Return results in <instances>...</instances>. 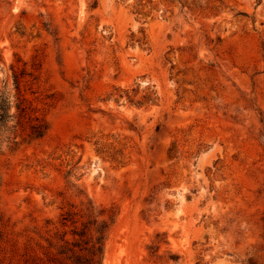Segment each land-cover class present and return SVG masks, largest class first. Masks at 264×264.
I'll list each match as a JSON object with an SVG mask.
<instances>
[{
    "label": "rangeland",
    "instance_id": "obj_1",
    "mask_svg": "<svg viewBox=\"0 0 264 264\" xmlns=\"http://www.w3.org/2000/svg\"><path fill=\"white\" fill-rule=\"evenodd\" d=\"M22 70L49 129L0 136V264L70 263L89 200L103 264H264V0H0L13 95Z\"/></svg>",
    "mask_w": 264,
    "mask_h": 264
},
{
    "label": "trees",
    "instance_id": "obj_2",
    "mask_svg": "<svg viewBox=\"0 0 264 264\" xmlns=\"http://www.w3.org/2000/svg\"><path fill=\"white\" fill-rule=\"evenodd\" d=\"M26 76L33 75L26 70L20 74L13 71L14 95L9 83L3 81L2 86L0 80V136L10 134L8 142L16 148L20 144L19 138L23 142L38 140L49 129L47 123L32 115L31 103L22 90V78ZM116 215L113 208H100L91 200L80 206L71 204V208L62 214V225L71 226L73 239H67L66 231L58 241H50V248H55L58 255L70 262L68 264H103L105 241Z\"/></svg>",
    "mask_w": 264,
    "mask_h": 264
}]
</instances>
